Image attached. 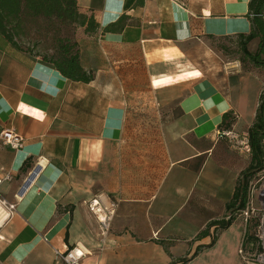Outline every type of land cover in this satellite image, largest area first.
Wrapping results in <instances>:
<instances>
[{
	"label": "crops",
	"instance_id": "0c3cea01",
	"mask_svg": "<svg viewBox=\"0 0 264 264\" xmlns=\"http://www.w3.org/2000/svg\"><path fill=\"white\" fill-rule=\"evenodd\" d=\"M76 1L99 26L74 39L88 82L55 71L53 46L0 34V131L23 139L17 152L0 143V177L13 176L0 193L16 205L0 264H55L72 247L80 264H241L242 221L212 223L229 216L249 157L216 131L245 110L249 127L261 87L187 57L195 41L247 34L249 0ZM98 193L118 205L103 243L84 204Z\"/></svg>",
	"mask_w": 264,
	"mask_h": 264
},
{
	"label": "trees",
	"instance_id": "16d2710c",
	"mask_svg": "<svg viewBox=\"0 0 264 264\" xmlns=\"http://www.w3.org/2000/svg\"><path fill=\"white\" fill-rule=\"evenodd\" d=\"M23 18L35 21V23H44L47 26L56 23L73 26L76 30L72 43H69L67 39H54L55 54L47 62L67 80L78 82L90 80V76L79 66L74 39L78 31L83 34H94L99 26L92 16L79 12L76 0H0V34L11 43L15 44L14 38L21 33ZM120 18L115 23L106 26L103 32H113ZM247 18L250 24L249 32L234 37L239 39L241 51L249 63L264 71V0H249ZM254 40H258L257 49L255 53H250L246 46ZM236 121L237 118L233 113H225L218 129H232ZM246 133L249 165L240 174L232 198L226 205L229 219L212 223L217 232L228 228L235 221L236 214L245 208L250 178L256 171L264 168V88L260 91L256 113ZM28 167V162H26L22 167L23 171H26ZM248 233H252L251 229ZM206 234L207 232L203 231L197 237L200 238Z\"/></svg>",
	"mask_w": 264,
	"mask_h": 264
},
{
	"label": "built area",
	"instance_id": "2783aa9c",
	"mask_svg": "<svg viewBox=\"0 0 264 264\" xmlns=\"http://www.w3.org/2000/svg\"><path fill=\"white\" fill-rule=\"evenodd\" d=\"M216 136L226 140L235 149L248 154L247 135L240 136L237 134L235 125L229 130L217 129ZM0 143L2 146L17 152L23 146V139L11 130L3 129L0 131ZM34 172L35 170L29 173L27 180ZM12 181L13 176L11 174L0 177V185ZM247 191L246 206L237 213L236 217L241 219L244 225V233L237 249V255L241 264H264V182L260 187L249 183ZM84 204L98 224L100 242L103 243L118 205L104 193L95 194L92 199L84 202ZM15 212V203H10L0 193V229L13 218ZM228 219L229 216L225 218V221ZM250 229L252 234L248 233ZM85 255L86 253L78 247H72L64 252L54 250L55 264H80Z\"/></svg>",
	"mask_w": 264,
	"mask_h": 264
},
{
	"label": "rangeland",
	"instance_id": "374dc122",
	"mask_svg": "<svg viewBox=\"0 0 264 264\" xmlns=\"http://www.w3.org/2000/svg\"><path fill=\"white\" fill-rule=\"evenodd\" d=\"M75 28L70 25L54 24L45 25L44 23L30 21L23 18L22 35H27L29 39L36 38L41 41V51L45 50L48 54L49 49L53 46L54 39H67L72 43V39L75 33ZM28 39V38H27ZM258 45V40H254L249 43L246 47L250 53H255ZM191 55L187 57L189 64L197 67H203L206 71L218 72L221 74H250L252 77L257 79L260 84V91L264 88V71L261 68L253 67L249 61L244 57L241 51V43L236 37H227L220 39H204L202 42H196L189 47ZM195 76H198V72H194ZM243 115L236 114L237 125L235 132L240 136L246 134L248 127H240L245 125L250 120V113L245 110ZM238 116V117H237ZM240 116V120L239 119ZM235 123V124H236ZM250 126V125H249ZM240 153L245 154L242 151ZM264 182V168L256 171L250 178L252 185L256 184L257 187ZM237 217V214H236ZM237 220V218L235 219ZM241 220V219H240ZM252 229V227H251ZM252 234V233H251Z\"/></svg>",
	"mask_w": 264,
	"mask_h": 264
},
{
	"label": "clouds",
	"instance_id": "9594fccd",
	"mask_svg": "<svg viewBox=\"0 0 264 264\" xmlns=\"http://www.w3.org/2000/svg\"><path fill=\"white\" fill-rule=\"evenodd\" d=\"M44 91L47 92V88ZM57 94H58V92L55 93V95H57Z\"/></svg>",
	"mask_w": 264,
	"mask_h": 264
}]
</instances>
